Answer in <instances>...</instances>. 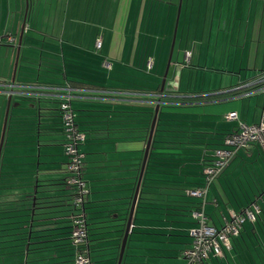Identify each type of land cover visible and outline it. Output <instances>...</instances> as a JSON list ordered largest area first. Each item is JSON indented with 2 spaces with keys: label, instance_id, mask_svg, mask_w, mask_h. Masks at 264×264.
<instances>
[{
  "label": "crops",
  "instance_id": "0c3cea01",
  "mask_svg": "<svg viewBox=\"0 0 264 264\" xmlns=\"http://www.w3.org/2000/svg\"><path fill=\"white\" fill-rule=\"evenodd\" d=\"M172 44L171 55L178 44L176 61L168 68L173 73L172 85L164 88L161 98L165 101L170 96L165 102L182 104L184 108L176 112L202 114V119L186 118L200 122L208 132L221 134H211L210 141L222 142L240 123L259 122L264 103L257 86L264 75V0H0V57L5 56L0 61V128L2 131L8 92H12L10 118L8 115L12 147L26 149L4 156L2 171L33 172L28 179L32 188L26 191L35 189L31 197L21 195L20 190L0 193L2 231L16 227L5 223L18 220L2 218L16 217L17 209L31 204V211L23 212L28 215L25 252L15 254L16 247L6 249V244H0V264H74L69 238L72 193L64 185L66 156L59 157L64 147L57 146L63 143L58 106L44 100L38 110L32 96L42 89L64 88L75 94L71 107L79 128L86 133L80 151L83 178L90 191L88 228L92 234H103L91 248L105 264H116L115 231L124 229L128 213L124 204L132 199L145 147L144 125L140 129V118L136 126L130 123L129 106L155 105L156 95L161 93L145 90L160 84L164 72L158 69L160 63H152L153 73L147 72L149 50L161 59ZM18 47L21 64L18 62L11 79ZM27 66L36 77H27ZM187 66L219 76L218 83L202 95L178 96L181 93L172 91L173 86L178 71L183 75ZM101 71L115 81L109 84L98 78ZM70 82L85 85L72 87L75 83ZM231 112L236 119H227ZM263 190L262 149L254 144L237 150L206 192L203 208L209 223L221 228L231 211L256 201ZM117 218L124 221L111 222ZM160 218L149 215L132 220L131 232L146 235L182 229L181 224L168 226ZM148 236L153 237L150 242H156V235ZM227 260L236 264L232 254ZM214 263L212 259L208 264Z\"/></svg>",
  "mask_w": 264,
  "mask_h": 264
},
{
  "label": "trees",
  "instance_id": "16d2710c",
  "mask_svg": "<svg viewBox=\"0 0 264 264\" xmlns=\"http://www.w3.org/2000/svg\"><path fill=\"white\" fill-rule=\"evenodd\" d=\"M70 83H75V82H70ZM76 84L85 85L80 82H77L75 84H71V86L73 87ZM159 88H160V84H158L154 89L146 88L145 91L146 93L148 92L160 93ZM163 93H165V91H163ZM164 99L166 101L167 99H172V98L168 96V97H164ZM161 101H163L164 103L160 105L158 111L157 121L154 128L149 155L147 158L144 174L140 185V190L138 194L133 220L134 222H136L142 219V217L144 216L156 215L158 217L159 216L161 217L159 219L161 220V222L165 221L168 222L169 224L187 223L190 224V228L187 231V236L191 238L189 236V230L196 225L194 220L191 218V212L194 209L200 207V202L196 200L194 197L187 196L186 191L203 186L204 169L212 164L215 151L224 147V139L230 133L225 134V136L222 138V142H219L220 141L219 139H217L218 141L215 140L208 141L211 134L202 131V125L200 124V122L188 120L185 116L187 115L186 113L181 114L179 112H176L178 108L181 109L184 108L183 106H181L182 104L179 106H174L172 105L174 104L173 102H170V100L169 102L168 101L165 102L163 98H161ZM60 103H61V99L56 100V104L58 106L57 111L61 120L60 127H62ZM129 107L130 108L128 110V114L130 117V123L136 126L140 118V123H139L141 125L140 129H142V124H143L144 125L143 129L145 131V142H146L151 120L153 118L155 105H153V103L152 105L146 104L144 108L140 107V109L134 107L132 104ZM120 112H121L120 110L113 111V113H120ZM124 113L127 112L124 111ZM77 127L79 128L78 124ZM79 130L85 133L84 130H81L80 128ZM213 135L216 136L221 134L218 132ZM67 161L68 159L66 157V163ZM66 163L64 169L66 175L64 178V185L72 193L70 195L71 213L69 215V223H71L70 226L71 230L69 233V238H70V245L74 252V264H76L75 262L78 251L81 249V247L75 246L72 242L73 218L77 214V212L83 213V216L87 222V243L86 245L82 246V249H86L87 256L89 257L91 263L93 264L91 253H93L94 250L91 248L92 247L91 244L92 242L96 243L100 241L101 238H99V236L103 234H92L90 233V229L88 228L89 224H88V215L86 212V204L90 191L84 178L83 180L86 183L85 187L88 193L84 196L83 207L78 209L74 206L73 199L76 190L74 186H72L71 184H67L66 182V178H67ZM83 172L84 169L82 171V175ZM32 173H30L29 171L27 173L26 172L8 173L2 171V168H0V193L3 192L9 194L12 190L13 192L14 191L16 192V190L18 191L20 190L21 192L19 193L21 195L26 197H31L32 195H34L35 189H33L32 191L30 190L28 192L26 190L32 188L31 183L33 182H31V180H28L29 176L30 177L33 176ZM201 179L202 182L199 181ZM130 202H131V197L128 198V202L124 204L127 205L126 210H128ZM254 202L257 203L259 206V212L256 215L255 220L253 222L246 221L242 225L238 235L232 236L230 238V247L223 248L222 257H216L211 255L207 260L204 261V264H208L209 261L212 259L215 262L214 264H223L222 263L223 259L224 261H226V264H230L227 260L228 254H232L235 257L236 264H264V195L259 197ZM251 203L253 202L246 204L244 208L239 206L238 208L240 209L235 210L233 212L240 213ZM26 205H28V208L17 209V212L19 214L16 217L2 218L6 220L10 218H18L17 222L5 223V225L7 226L15 224L16 227L6 228L3 229V231L0 230V232H3V234L0 235V239H1L0 244H6V246H4L6 249H11L16 247V249L12 252L15 254H23L25 252V248L28 242V232L26 231L28 224L26 218L28 215L23 212L31 211L30 208L31 204H23V206ZM124 220L117 218L111 222L124 221ZM157 220L158 219H156V221ZM10 231L12 233H10ZM173 231H176L177 233L172 234ZM180 231L181 230L179 228H172V231L170 233L146 232L145 234L164 236L165 238H167V241L163 242L164 244L166 242L171 244L172 243L183 244L184 246L181 249V253H180V256L182 257V252L190 247L191 240L190 242L181 240ZM115 232L118 233V235L114 237L115 242L113 243L112 247L115 249L114 260L117 261L123 228ZM130 234L136 235L139 234V232L132 230ZM169 236L175 237L177 239H175L174 242H171ZM14 238H16V240ZM30 239H33V236H31ZM11 242H16L17 244L11 246L10 245ZM165 250L170 251L166 247ZM182 259L184 260L183 257ZM184 264H186V262H184Z\"/></svg>",
  "mask_w": 264,
  "mask_h": 264
},
{
  "label": "built area",
  "instance_id": "2783aa9c",
  "mask_svg": "<svg viewBox=\"0 0 264 264\" xmlns=\"http://www.w3.org/2000/svg\"><path fill=\"white\" fill-rule=\"evenodd\" d=\"M9 42H12L9 39ZM97 49L101 46L100 39L96 41ZM152 62H147L150 70ZM258 91L264 97V75L258 80ZM72 97L61 98L60 111L62 119V133L64 137V153L68 159L66 163L67 184L75 187L73 204L80 209L84 204V196L88 193L83 180V153L80 145L85 141L86 135L79 130L75 122V113L71 107ZM236 113L228 114L227 119H236ZM257 144L264 153V103L261 110V117L258 123L252 125L239 124L237 131L230 133L224 139V147L215 151L212 164L203 171L204 183L202 187L187 190L186 194L190 197L202 200L200 207L191 212V218L195 226L189 230L191 245L182 252L186 264H204L211 255L216 257L223 256V248L230 247V238L238 235L242 225L246 221L253 222L259 212V206L253 202L242 212L231 211L229 219L225 221L221 228H216L209 223V217L204 211L206 192L217 176L227 166L237 150H246L252 145ZM72 242L75 246L81 247L76 256V264H92L87 256L86 249H82L87 243V222L83 213L77 212L73 218Z\"/></svg>",
  "mask_w": 264,
  "mask_h": 264
},
{
  "label": "rangeland",
  "instance_id": "374dc122",
  "mask_svg": "<svg viewBox=\"0 0 264 264\" xmlns=\"http://www.w3.org/2000/svg\"><path fill=\"white\" fill-rule=\"evenodd\" d=\"M172 39H174V36ZM177 48H178V44L175 46L174 52L171 55V61H170L171 64H174L176 61ZM170 52H171V47L169 49V52L165 53V57L163 56L161 59H159L158 57L155 58L154 53H156V52L154 50H149V53H151L149 55H152V56H149L151 59L150 61L153 63V65L155 63L156 64L160 63V67L158 69L161 72L165 73ZM17 55H18V62L21 64V57L19 58V54L16 50L11 79L14 77V75H13L14 74V65H15ZM4 57L5 56L2 54L0 57V61L4 62ZM18 62H17V64H18ZM156 66L157 65H155V69H156ZM30 67L31 66H27L26 71L24 73L29 78L33 77V76L36 77L35 72ZM22 72L23 71H21V73ZM101 72L103 74L101 76L100 75L97 76L98 78L103 79V80L105 79V81H108L109 84L112 83L113 81H115V78H112L114 76L110 77L106 74L105 71H101ZM147 72H150V74L153 73L151 70L147 71ZM202 72H203V70H202ZM202 72L197 71V69H192L191 67L189 68L188 66L186 69H184L183 75L180 74V71H178V75L176 77V82H175V85L173 86L175 89L172 91L180 92L181 94L178 96H188V97L189 96H195V95H202V94L206 93V91H208V89L210 87L216 86V83H218V81H219V76L210 75V74H203ZM164 73H162L161 75L163 76ZM40 77H42V76H40ZM172 77H173V73H172V69H170L168 74H167V77H166L165 88H169V86L172 85V83H171ZM160 78H161V76H160ZM160 83H161V81H160ZM174 96H177V94H175ZM34 108L36 110L37 107L34 106ZM185 116L189 117V118L191 117V118H196V119H200V118L202 119V114H195V115L189 114V115H185ZM9 118H10V115H9ZM9 124L10 123L8 120L6 132H5V137H4V143H3L2 151H1L0 168H4V164L2 163V161H3L2 158L4 156L8 155L9 152H11V151L14 152L16 149H17L16 151H18V152H20L21 150H26L25 146L23 148H16V149L14 147H12V143H13L12 141L14 138L10 132V128H9L10 125ZM202 131L208 132L206 130L205 126L202 127ZM208 133L216 134V132H213V133L208 132ZM0 136H1V128H0ZM23 141H24V139H23ZM208 141H210V139H208ZM59 145H60V143H59ZM59 145H57V146L59 148L62 147L61 148V150H62L64 147L63 143H61L60 146ZM63 154L64 153H61L59 155V157H61L62 159H64ZM163 223L169 225L168 222L164 221ZM180 224L182 226V229L180 231L181 240H184L186 242L189 240V242H190L191 238H189L187 236V231H188V227L190 226V224H187V223H180ZM170 232H171V230L167 231V233H170ZM174 233H177V232L173 231L172 234H174ZM135 237L137 238V240H135ZM151 238L153 239V237L148 236V235H143V234H136V235L130 234L122 264H130V263L131 264L132 263L133 264H184L185 261L180 256L181 249L184 246L183 244H175V243L171 244V243H167V242L164 244L163 242L167 241V238H165L164 236H158V235L154 236V238L156 239V240L155 239L154 240L156 242H150ZM169 239L171 242H174V240L177 238L170 237ZM165 247L167 249H169L170 251H166ZM97 253H98V251L93 252V264H105V262L102 261V259L95 257V254H97ZM156 256H158V258H155Z\"/></svg>",
  "mask_w": 264,
  "mask_h": 264
},
{
  "label": "water",
  "instance_id": "95a60500",
  "mask_svg": "<svg viewBox=\"0 0 264 264\" xmlns=\"http://www.w3.org/2000/svg\"><path fill=\"white\" fill-rule=\"evenodd\" d=\"M21 34H22V32H21ZM20 44H21V42L19 41V44H18L19 47H20ZM19 47L17 49L18 54H19ZM172 48H173V44L171 46V52L169 55L168 64H167L165 73L163 74L162 79H161V83H160L159 91L161 94L156 95L157 101L155 103L153 118L151 120L149 133H148V136H147V139L145 142V147H144V151H143V157H142V162L140 165L138 178H137L135 188H134V192H133V196H132V199H131V202L129 205L127 217L125 219V225H124V229H123V233H122V238H121V242H120V248H119V253H118L116 264H122V260H123L124 253L126 250L128 238H129V235L131 233L133 215L135 212L138 194H139V190H140V185H141L142 177L144 174L147 158L149 155L152 136H153L154 128H155L156 121H157L158 111H159L160 105H162L164 103L163 101H161V97L163 96L162 92L164 91V88H165L166 77H167V73H168L169 64L171 61ZM17 62H18V55L16 57V61H15V65H14V74H13L14 77H15V73H16ZM46 90H50V92L43 91V89H42V91H37L35 94H32V96L34 97V99L36 101L38 110L41 109L40 105L42 102H44V100H49V101H53L56 103V100H60L61 98L67 97L68 95H70L73 98L75 95V94H72V90H70L69 88H67V89L64 88L62 90H57V89H46ZM59 91H61V92H59ZM12 94H13L12 92L11 93L8 92V100H7L5 116H4L1 136H0V160H1V151H2V146L4 143L7 121H8L9 108H10V103L12 100Z\"/></svg>",
  "mask_w": 264,
  "mask_h": 264
},
{
  "label": "flooded vegetation",
  "instance_id": "af4514ba",
  "mask_svg": "<svg viewBox=\"0 0 264 264\" xmlns=\"http://www.w3.org/2000/svg\"><path fill=\"white\" fill-rule=\"evenodd\" d=\"M61 131H62V128H61ZM63 134V133H62ZM63 146H64V138H63Z\"/></svg>",
  "mask_w": 264,
  "mask_h": 264
}]
</instances>
